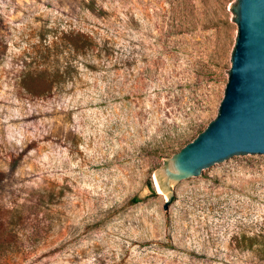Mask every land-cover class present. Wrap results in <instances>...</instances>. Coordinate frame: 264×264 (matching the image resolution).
Returning a JSON list of instances; mask_svg holds the SVG:
<instances>
[{"label":"rangeland","instance_id":"obj_1","mask_svg":"<svg viewBox=\"0 0 264 264\" xmlns=\"http://www.w3.org/2000/svg\"><path fill=\"white\" fill-rule=\"evenodd\" d=\"M236 1L0 0V264H264V155L166 211L154 183L211 120Z\"/></svg>","mask_w":264,"mask_h":264},{"label":"water","instance_id":"obj_2","mask_svg":"<svg viewBox=\"0 0 264 264\" xmlns=\"http://www.w3.org/2000/svg\"><path fill=\"white\" fill-rule=\"evenodd\" d=\"M230 10L236 26L211 120L154 173L165 211L211 168L264 155V0H237Z\"/></svg>","mask_w":264,"mask_h":264},{"label":"trees","instance_id":"obj_3","mask_svg":"<svg viewBox=\"0 0 264 264\" xmlns=\"http://www.w3.org/2000/svg\"><path fill=\"white\" fill-rule=\"evenodd\" d=\"M136 202V200H134Z\"/></svg>","mask_w":264,"mask_h":264}]
</instances>
